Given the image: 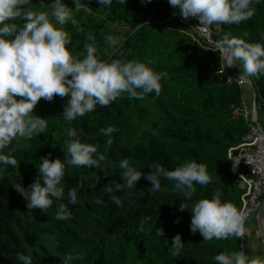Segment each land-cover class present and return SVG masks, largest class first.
<instances>
[{"label":"trees","instance_id":"trees-1","mask_svg":"<svg viewBox=\"0 0 264 264\" xmlns=\"http://www.w3.org/2000/svg\"><path fill=\"white\" fill-rule=\"evenodd\" d=\"M47 2L32 0L31 7L42 10ZM65 2L77 23L57 26L69 33L74 54L82 55L84 44L94 43L101 60L150 63L167 77L161 78L158 96L152 92L137 99L122 94L71 121L65 120L62 112L67 96L54 95L51 101L41 98L37 102L33 111L47 118L45 132L15 139L9 147L14 148L11 155L17 166H0V181L5 184L0 190V221H5L0 225V257H6L0 264H19L18 251L30 255L33 264H61L60 257L69 252L79 254L71 264H216L213 256L219 252L239 251V237L203 240L198 231L192 233L191 213L187 207L179 210V205L191 207L196 200L219 192L222 200L240 208L243 190L227 150L240 143L249 129L244 111L251 110L253 98L244 94L245 85L229 79L233 74L225 67L219 50L209 47V37L174 16L178 10L168 0H112L107 6L98 0ZM251 7L253 15L238 24L205 26L210 36L222 38V31L213 34L212 30L225 27L230 36L264 44V0H254ZM89 34L92 40H88ZM107 34L118 39V47L107 44ZM232 66L238 73L243 71L242 66ZM249 78L259 112L264 75ZM110 125L116 131L108 144V136L99 129ZM70 128L81 141L96 144L105 159L100 168L67 167L61 181L64 196L53 198V204L44 211L28 209L13 185L26 187L36 178L41 156L50 153L49 158H62ZM4 152L7 154L8 148ZM122 158L141 170L142 176L136 188L111 193L120 197L122 203L117 205L105 189L113 181H121L116 164ZM187 160L203 162L210 177L207 184L195 185L191 197L185 199L173 187L174 182L163 177L158 190L148 191L151 184L143 173L150 171V166L158 164L171 170ZM76 186L78 201L68 204L67 191ZM140 189H144L143 196L136 194ZM3 195L6 198L1 200ZM97 198L102 203H95ZM59 203H65L72 213L66 220L55 218ZM145 216L151 219L141 230ZM156 227L163 229L162 236L157 235ZM177 233L183 247L174 256L171 240Z\"/></svg>","mask_w":264,"mask_h":264},{"label":"clouds","instance_id":"clouds-1","mask_svg":"<svg viewBox=\"0 0 264 264\" xmlns=\"http://www.w3.org/2000/svg\"><path fill=\"white\" fill-rule=\"evenodd\" d=\"M253 2L254 0H168L178 10L174 16L196 31L197 25L205 27L213 23L238 24L250 18L254 11L251 7ZM98 3L107 6L112 0H98ZM121 3H125V0H121ZM31 4L32 0H0V166H17L16 158L11 155L14 148L9 147L15 139L31 138L34 134L45 132L47 118L34 114L33 111L41 98L51 101L54 95L67 96L62 112L64 119L71 121L91 112L97 105H108L122 94L137 99L152 92L158 96L161 78L167 77L166 72L154 70L150 63L115 58L101 60L94 43L86 42L83 46L84 53L74 54L69 47V33L57 26L68 21L74 25L77 23L65 0H48L47 7L42 10L34 9ZM17 20L22 21V24L18 25L15 22ZM220 31L222 33L219 36L223 37L217 39V35L210 36L207 29L209 47L212 50L218 49L233 78L237 82L239 79L243 85L251 86L252 93H255L249 77L264 75V44L230 36L225 27ZM261 38L264 39V36ZM92 39L89 34L88 40ZM104 39L110 47H118L119 41L112 34H107ZM232 65L242 66L243 71L238 73ZM254 97L252 108L245 116L249 129L241 142L253 126L263 127L264 118L259 115ZM99 131L108 136L107 143L111 144V133L116 131L115 127L110 125ZM67 135L69 139L66 147H62V158H49L50 153L41 156L36 178L26 187L22 183L13 185L26 200L28 209L39 208L44 211L53 204V198L60 200L64 196L65 188L61 181L67 167L75 165L100 168L101 161L105 159V155L98 152L96 144L81 141L74 129L70 128ZM234 146L227 150L230 162L229 151ZM5 148H8L7 154L4 152ZM239 160L240 158L233 160L234 167ZM116 168L120 169L121 181H113L112 186L105 191L111 194L117 189L124 191L125 188H136V182L142 176L141 170L133 167L127 158L120 159ZM150 169L143 173L144 178L151 184L149 192L160 188V179L163 177L173 181V187L185 199L195 192L196 184H207L210 179L206 165L196 160L184 161L171 170L158 164L150 166ZM2 171L3 167H0V172ZM233 171L236 172L239 187L244 193L238 177V172L241 171L239 168ZM77 187L68 189V204L77 203ZM3 188L5 184L2 179L0 190ZM136 194L143 196L144 189ZM262 196L260 194L258 208ZM3 198L6 196L3 195L1 200ZM109 199L117 205L122 203L115 194H111ZM95 203L100 204L102 201L97 198ZM186 207L191 213L189 230L192 233L198 231L203 240L241 237L245 234L246 223L253 214L252 212L246 219L248 213L240 209L241 206L237 208L232 202L222 200L219 192L196 200L191 207L180 203L179 210ZM71 214L65 203H59L55 218L66 220ZM150 219L148 216L143 217L141 230ZM4 223L5 221H0V225ZM155 230L157 235H163L162 228L156 227ZM182 247L181 235L177 233L171 240L172 255L175 256ZM5 258L0 257L2 261ZM77 258L79 254L69 252L60 257V261L61 264H71ZM16 260L19 264H33L30 255L19 251L16 253ZM213 260L216 264H264V256H249L243 250L221 251L213 256Z\"/></svg>","mask_w":264,"mask_h":264},{"label":"built area","instance_id":"built-area-1","mask_svg":"<svg viewBox=\"0 0 264 264\" xmlns=\"http://www.w3.org/2000/svg\"><path fill=\"white\" fill-rule=\"evenodd\" d=\"M197 32L200 35L208 36L207 29L204 26L197 25ZM235 80L233 77L229 78ZM238 83L241 84L238 79ZM245 116L248 111H244ZM229 157L233 169H238L241 165L245 166L247 173L238 172L241 187L245 190L242 194V205L240 209L245 210L250 216L253 210L259 205V197L264 186V122L263 127L253 126L250 133L244 138L243 142L234 146L229 151ZM239 163L233 166V160L239 159ZM249 160L251 162H249ZM245 234L239 237L240 250L244 251Z\"/></svg>","mask_w":264,"mask_h":264},{"label":"crops","instance_id":"crops-1","mask_svg":"<svg viewBox=\"0 0 264 264\" xmlns=\"http://www.w3.org/2000/svg\"><path fill=\"white\" fill-rule=\"evenodd\" d=\"M259 221L258 213H254L245 226L244 252L249 256H264V242L260 236ZM261 224L264 231V221Z\"/></svg>","mask_w":264,"mask_h":264},{"label":"rangeland","instance_id":"rangeland-1","mask_svg":"<svg viewBox=\"0 0 264 264\" xmlns=\"http://www.w3.org/2000/svg\"><path fill=\"white\" fill-rule=\"evenodd\" d=\"M217 31H220V28H218V27H215L213 30H212V32H213V34H215ZM241 38H243V37H241ZM258 90V89H257ZM247 93V95L246 96H251V98H253V95H252V89H251V86H249V85H245V88H244V94H246ZM248 100H246V102H247ZM259 101H260V103H259V112H260V116H261V118H264V105H262V103H264V99H262L261 98V95L259 94ZM239 171H241V172H243V173H247V170H246V168H245V166H243V165H241L240 167H239ZM262 195H264V189L262 190V192H261V196ZM263 197V196H262ZM258 211H259V208L257 207V208H255L254 210H253V214L254 213H258Z\"/></svg>","mask_w":264,"mask_h":264},{"label":"water","instance_id":"water-1","mask_svg":"<svg viewBox=\"0 0 264 264\" xmlns=\"http://www.w3.org/2000/svg\"><path fill=\"white\" fill-rule=\"evenodd\" d=\"M252 85V83H251ZM254 88V87H253ZM254 110H255V107H254ZM256 111V110H255ZM258 215H259V218H260V236L264 242V231L262 229V221H264V196H263V199H262V202H261V205H260V208H259V211H258Z\"/></svg>","mask_w":264,"mask_h":264}]
</instances>
